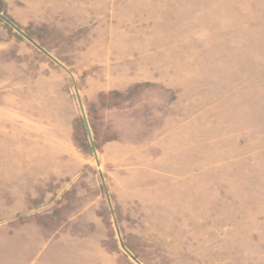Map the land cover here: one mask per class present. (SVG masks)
I'll use <instances>...</instances> for the list:
<instances>
[{
    "label": "rangeland",
    "instance_id": "374dc122",
    "mask_svg": "<svg viewBox=\"0 0 264 264\" xmlns=\"http://www.w3.org/2000/svg\"><path fill=\"white\" fill-rule=\"evenodd\" d=\"M0 15V264H264V0Z\"/></svg>",
    "mask_w": 264,
    "mask_h": 264
},
{
    "label": "crops",
    "instance_id": "0c3cea01",
    "mask_svg": "<svg viewBox=\"0 0 264 264\" xmlns=\"http://www.w3.org/2000/svg\"><path fill=\"white\" fill-rule=\"evenodd\" d=\"M34 195L27 194L24 179L8 181L0 179V211L9 213L15 217L20 216L34 203ZM36 223H30L25 227L35 228ZM39 228V227H38Z\"/></svg>",
    "mask_w": 264,
    "mask_h": 264
},
{
    "label": "water",
    "instance_id": "95a60500",
    "mask_svg": "<svg viewBox=\"0 0 264 264\" xmlns=\"http://www.w3.org/2000/svg\"><path fill=\"white\" fill-rule=\"evenodd\" d=\"M2 18H3V20H5L7 23H9V24H11L12 26H14L15 28H16V30L19 32V33H21L22 35H24L25 37H27L19 28H17L15 25H13L7 18H5L4 16H2V15H0ZM28 38V37H27ZM29 39V38H28ZM30 40V39H29ZM31 41V40H30ZM33 44H35L33 41H31ZM36 45V44H35ZM45 55H47L51 60H53L54 62H56L59 66H61L64 70H66L67 71V69L55 58V57H53L52 55H50L48 52H46L44 49H42V48H40L38 45H36ZM79 102H80V104H81V99H80V97H79ZM85 123H86V126H87V128H88V133H89V137H90V139L91 140H93V138H92V133H91V130H90V128H89V124H88V121H87V119H86V117H85Z\"/></svg>",
    "mask_w": 264,
    "mask_h": 264
}]
</instances>
